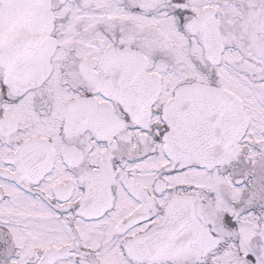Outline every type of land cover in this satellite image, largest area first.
I'll return each mask as SVG.
<instances>
[{"label":"snow or ice","instance_id":"1","mask_svg":"<svg viewBox=\"0 0 264 264\" xmlns=\"http://www.w3.org/2000/svg\"><path fill=\"white\" fill-rule=\"evenodd\" d=\"M0 264H264V0H0Z\"/></svg>","mask_w":264,"mask_h":264}]
</instances>
